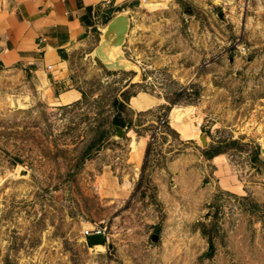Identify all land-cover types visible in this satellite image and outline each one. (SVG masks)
Here are the masks:
<instances>
[{"label":"rangeland","instance_id":"obj_1","mask_svg":"<svg viewBox=\"0 0 264 264\" xmlns=\"http://www.w3.org/2000/svg\"><path fill=\"white\" fill-rule=\"evenodd\" d=\"M127 16L126 71L108 70L91 49L73 55L56 88L0 70V264H264V0H143ZM131 82L166 103L142 113L130 102L113 107ZM69 90L81 98L58 101ZM172 110L135 170L136 136ZM106 112L130 129L85 158ZM174 121L192 130L187 144ZM230 141L239 144L221 154L217 178L204 153ZM178 155L175 179L166 167ZM92 225L113 250L88 248Z\"/></svg>","mask_w":264,"mask_h":264},{"label":"crops","instance_id":"obj_2","mask_svg":"<svg viewBox=\"0 0 264 264\" xmlns=\"http://www.w3.org/2000/svg\"><path fill=\"white\" fill-rule=\"evenodd\" d=\"M142 1L0 0V70L33 76V79L40 82L41 88H56L67 84L72 57L78 50L88 52L91 49L90 53L96 60L102 65L106 64L107 59H103L100 52L104 50L102 36L107 25L117 15H127V10L132 5ZM108 54L118 58V66L115 68H125L119 66L122 61L121 49ZM58 98V101L70 103L78 101L81 96L75 97L73 91L69 90ZM135 101H138L139 106L135 105ZM165 103L164 100L140 93L130 100V108L136 113H142L162 107ZM173 112L174 110L168 113V120L172 119ZM173 125L176 126L175 130L182 145L193 138L192 130L184 128L183 122L174 121ZM151 136L152 133L149 135L148 131L142 136H136L131 149L132 158L135 160L132 166L135 170L143 166ZM181 159L183 155H178L166 167L176 176L175 179H179L178 175L183 173L176 165ZM222 161V155L212 159L216 166L214 175L217 178L224 172ZM190 167L185 166L184 172ZM154 182L160 198H163L166 185L156 179ZM126 183L122 187L124 191L127 190ZM219 183L226 187L229 179H222Z\"/></svg>","mask_w":264,"mask_h":264},{"label":"water","instance_id":"obj_3","mask_svg":"<svg viewBox=\"0 0 264 264\" xmlns=\"http://www.w3.org/2000/svg\"><path fill=\"white\" fill-rule=\"evenodd\" d=\"M224 11L222 10L218 17L221 20H225L224 18ZM131 28V20L129 16L124 14L117 15L114 19L110 21V23L106 27V31L102 36V47L103 52H100V55L103 59H107L106 65L108 70L119 71L120 69L115 68L117 67V60L118 58H113V56L109 55L108 53L117 51L121 49L128 37L129 31ZM105 47V48H104ZM109 62V63H108ZM124 71L125 68L123 69ZM134 83V82H131ZM125 130L120 126H115V138L122 139L124 137ZM203 141L207 143L205 137H202ZM262 154H264V148L261 150ZM25 173V172H24ZM22 174L24 176L25 174ZM87 246L89 249H94L96 246H103L107 247L110 251L113 250V245L108 242V238L106 237L105 233L100 234H91L85 237ZM159 240V236H153L152 242L155 243Z\"/></svg>","mask_w":264,"mask_h":264},{"label":"trees","instance_id":"obj_4","mask_svg":"<svg viewBox=\"0 0 264 264\" xmlns=\"http://www.w3.org/2000/svg\"><path fill=\"white\" fill-rule=\"evenodd\" d=\"M109 21H107L108 23ZM109 72V71H108ZM124 74H127L125 72H123ZM113 74H118V73H113ZM130 80V78H129ZM129 82V81H128ZM139 86L136 83H130L129 85L126 86V90L123 91L120 95V98H115L112 102V106L113 107H125V105L127 103L130 102V100L137 96L140 92H132L131 89L134 87ZM193 88V87H191ZM189 88L183 90L182 92L179 93L180 97H184L187 96V91ZM178 96V95H177ZM82 99H87V95L86 93H83V98ZM176 100H171L168 101L169 104H178L175 103ZM170 107H167V109H169ZM106 116L104 117V121L103 124L101 125V132L99 134V137L96 141H93L92 144L88 147L87 151L84 154L85 158H90L91 157V153H92V149H94V147H96L97 145H101L104 142H108L111 135H112V131H115V126H120L122 128L128 127L126 125H124V123H122L121 121L118 120V118L116 116L111 117V115H109L107 112L105 113ZM167 126V125H166ZM128 129H130L128 127ZM239 143L238 141H230L228 143H218L214 146H211L209 149H207L205 151V156L208 159H213L218 155L224 154L227 150L237 146ZM151 151V147L148 149V154ZM260 156V150H257L253 156V160H257ZM146 169H147V164L144 167V172L142 174L141 177V181L139 183L140 187L143 186V183L146 179ZM196 226H198V228L201 230V233L204 237H206L207 235H209V231L207 230L206 225H204L203 223H198L196 224Z\"/></svg>","mask_w":264,"mask_h":264},{"label":"built area","instance_id":"obj_5","mask_svg":"<svg viewBox=\"0 0 264 264\" xmlns=\"http://www.w3.org/2000/svg\"><path fill=\"white\" fill-rule=\"evenodd\" d=\"M168 124V118L167 117H161L157 129H155L152 132V136L150 139V142H154L155 138L159 135L160 129ZM100 233H105L104 229L100 225H92L91 229L87 230L85 233V236L91 235V234H100ZM106 237L108 238L107 234Z\"/></svg>","mask_w":264,"mask_h":264},{"label":"bare ground","instance_id":"obj_6","mask_svg":"<svg viewBox=\"0 0 264 264\" xmlns=\"http://www.w3.org/2000/svg\"><path fill=\"white\" fill-rule=\"evenodd\" d=\"M97 247V246H96Z\"/></svg>","mask_w":264,"mask_h":264}]
</instances>
